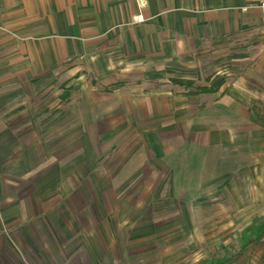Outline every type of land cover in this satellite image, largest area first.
Listing matches in <instances>:
<instances>
[{
  "label": "crops",
  "instance_id": "1",
  "mask_svg": "<svg viewBox=\"0 0 264 264\" xmlns=\"http://www.w3.org/2000/svg\"><path fill=\"white\" fill-rule=\"evenodd\" d=\"M261 1L0 0V264H264Z\"/></svg>",
  "mask_w": 264,
  "mask_h": 264
},
{
  "label": "rangeland",
  "instance_id": "2",
  "mask_svg": "<svg viewBox=\"0 0 264 264\" xmlns=\"http://www.w3.org/2000/svg\"><path fill=\"white\" fill-rule=\"evenodd\" d=\"M186 89H188V87ZM260 186V184H255L252 181L251 188L249 190L247 188L245 189V195L251 199L253 204L252 207H246L242 209L237 203L238 200L236 203L230 202L227 204L224 202L223 205H220L218 212L220 217V236L218 239H209L210 244L213 245L212 249H216L217 253L224 251L226 246H228L229 249L231 242L236 243L238 247H242L249 238H254L256 234L264 230V199L261 197L262 193L259 189ZM238 195L241 199V202H244V192L242 189L238 190ZM234 213H236L235 217L232 216ZM210 214V212H205V216H210ZM228 215H230V217H228ZM213 230L215 233V227ZM204 245L206 248H208V244L206 242ZM210 257L211 255L207 256V258ZM226 258V255L219 256L215 258L214 263L226 264Z\"/></svg>",
  "mask_w": 264,
  "mask_h": 264
},
{
  "label": "trees",
  "instance_id": "3",
  "mask_svg": "<svg viewBox=\"0 0 264 264\" xmlns=\"http://www.w3.org/2000/svg\"><path fill=\"white\" fill-rule=\"evenodd\" d=\"M177 84L182 85V86H186L189 87L191 86V84H193V82H186L182 79H178L175 80ZM220 85H222V81H218L213 83V85L211 87H198L199 89L197 90H189L187 92V94L192 95V94H199V93H206V92H212L215 91ZM253 110L255 111V113L257 115H262L264 116V109H260L258 107L253 108Z\"/></svg>",
  "mask_w": 264,
  "mask_h": 264
},
{
  "label": "built area",
  "instance_id": "4",
  "mask_svg": "<svg viewBox=\"0 0 264 264\" xmlns=\"http://www.w3.org/2000/svg\"><path fill=\"white\" fill-rule=\"evenodd\" d=\"M259 7L263 10L264 12V0H262L259 4Z\"/></svg>",
  "mask_w": 264,
  "mask_h": 264
}]
</instances>
